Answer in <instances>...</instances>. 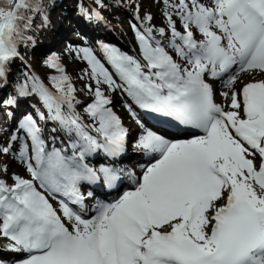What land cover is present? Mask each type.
<instances>
[{"label": "snow or ice", "instance_id": "snow-or-ice-1", "mask_svg": "<svg viewBox=\"0 0 264 264\" xmlns=\"http://www.w3.org/2000/svg\"><path fill=\"white\" fill-rule=\"evenodd\" d=\"M161 2L162 27L136 5L138 55L110 45H102L103 58L66 48L87 64L79 78L90 100L78 99L56 53L45 61L56 73L47 77L51 87L26 66L15 94L0 98L4 109L28 95L41 105L0 144V155L24 171L0 163V251L17 254L11 264H264V79H256L264 74V0ZM36 15L38 27L49 25L41 0H0V88L22 59L21 44H34L27 32ZM241 73L251 79L238 88ZM225 75L228 110L210 82ZM117 90L203 134L173 140L145 129L132 147L149 162L139 176L128 171L131 189L88 206L94 194L82 184L102 179L112 189L126 171L87 162L101 152L112 161L127 154L128 130L107 94ZM49 123L57 126L45 135Z\"/></svg>", "mask_w": 264, "mask_h": 264}, {"label": "rangeland", "instance_id": "rangeland-1", "mask_svg": "<svg viewBox=\"0 0 264 264\" xmlns=\"http://www.w3.org/2000/svg\"><path fill=\"white\" fill-rule=\"evenodd\" d=\"M126 3H127L128 8H123L124 9L123 10L120 8H115V7L109 6L105 2H104L105 7L97 8L95 0H92V1L91 0H66V5L68 6V8H73V15L78 14L81 19L88 18L91 21V24H92L91 38H93V39H92L91 43H90V41H88L89 43H87V44H85L82 41V38L84 36V34L82 33V30L85 31L86 28H81V24L79 23V20L76 19V17H74L72 19V15L70 17L64 16L62 13L59 12L60 11L59 8L58 9L56 8L55 15H53V14L47 15L49 22H50L49 23L50 28H49V30H45L43 32L40 40L37 39V41L35 42V48H34L35 54L37 56H40L42 54H47L49 52H55L61 56L62 64L66 66V72H67V74H69L72 77V83L77 88L76 95H77L78 99L86 96L82 92V87L87 81L81 80L79 78V76L82 73V71L87 67V64L82 59H79L76 57L74 58V60L71 63L67 60L66 54L64 53L63 50L60 49L61 46H66V43H62V40L57 39L56 31L58 29H56V28L58 26L62 25L63 27L65 26L68 29H72L70 36H72V38H74V40H68V42L67 41L66 42H67V45H68V43L72 44L71 46L73 49L80 48V47H89L92 50H94L97 53V55H99L101 58H103V53H102L101 48L98 46V43H97V42L102 40L99 38L100 36L97 34L98 18L96 17V15H94V12H98L102 16V18H104L108 22H110V24L114 30V33H116L120 37V43L122 42V46H120L118 44L116 45L112 42L111 43L114 44L115 47L120 49L122 52L128 53L130 55H132L131 51L134 48L137 51L136 54H134V55H138L139 50L137 47V41H136L134 32H133V30L129 24L130 18H132L134 20V15L136 13V5L137 4L139 5V12H140L141 17L145 13H151L152 14V17H153L152 23L155 24L157 27H162V26H165V24H166V21L164 19V15H163L164 5L161 2V0H137L136 2H135V0H130V1L126 0ZM79 16H78V18H79ZM128 16L130 17L129 19H128ZM61 18H62V20H61ZM117 18L120 19V21H121V22H119V24H117L115 22V21H117L116 20ZM135 22H137V21H135ZM59 41H60V43H59ZM66 47H68V46H66ZM20 53H22L23 55H27V53H28L27 48L21 45L20 46ZM23 60H25V59H23ZM23 60L22 59L15 60L14 65L18 66V65H21L22 63H25ZM28 67H29V65H28ZM31 67L33 69H35L37 72H39L40 75L43 77L44 81L47 83L48 80H47L46 72L37 63L36 60H32ZM224 79H226V78H224ZM250 79H251V77L245 75V77L241 78V83L238 84L237 87L238 88L242 87V84L247 83ZM256 79H264V76L257 73ZM223 80H217V81H211V82L215 86L216 84H220V83L223 84V82H222ZM4 93H5L4 89L0 90V98L4 97ZM216 93H217V91H216ZM108 95H110L112 100H113V104H112L113 109L116 111L117 114H119V116L123 120H125L126 125L129 126L133 131H135L134 135L136 134V136L139 137L140 133H138V134L136 133V131H138L136 129L139 125H138L137 121L132 118L131 112L128 109V104L130 101L128 96L123 95L121 93V91H119V90H117L115 92H110ZM217 95H218V93H217ZM85 101H88V100H85ZM24 102L29 103L30 110L26 111L25 110L26 107L24 105H23L24 107L20 106L22 109L21 110L22 114L18 115V117H15V119H14L15 123H14L13 131H15L17 129V126L15 124L17 123L18 120L20 121L25 114L32 112L34 107L35 108L41 107V105L39 106V104L37 106V102H39V99L36 95H30L29 97H25ZM228 103H229V101H228ZM11 109H15V107H13ZM11 109H8V110H10V112H11ZM226 109H227V107H226ZM0 110L3 111L4 108H0ZM2 114L3 113L0 112V122L2 121V118H1ZM51 125H52V127L57 126L55 123H52ZM6 135H3L2 133H0V144L4 143L8 139V135L7 136ZM135 139H137V138L135 137ZM135 141L136 140H133V142L130 143V148L132 149V152L134 150L132 145ZM1 159L7 160V162H9V161L13 162L12 163V165H13L12 169L21 170L20 173L24 174L23 168L16 161H14L11 157H6L3 155H0V160ZM131 163H129V160H128V162H126L125 164L132 166V167L137 166L136 165L137 163L135 164V160L132 161ZM6 257H7V255H6Z\"/></svg>", "mask_w": 264, "mask_h": 264}, {"label": "trees", "instance_id": "trees-1", "mask_svg": "<svg viewBox=\"0 0 264 264\" xmlns=\"http://www.w3.org/2000/svg\"><path fill=\"white\" fill-rule=\"evenodd\" d=\"M127 1H130V0H127ZM136 1L137 0H135V2ZM41 2L44 6V10L46 11L47 15L48 14L55 15L56 8L57 9L59 8L60 13H62L66 17H70L72 15V18H74L77 16V14L73 15V8H68V6L66 5V0H41ZM104 2L107 3L109 6H112L115 8H120V9L128 8L126 0H120V1L119 0H104ZM118 5H122V7L118 6ZM32 14H33L32 12L28 13V15H32ZM129 18L130 17L128 16V19ZM116 20L121 22L120 19H118V18ZM41 23H42V21H41L40 16L36 15V19L33 21L32 30L27 32L28 36L33 37L34 44L30 40V41H28L27 46H25L24 44H21V45L27 48V51H28L27 57H29L30 60H36L37 63L44 69V71L46 72V75L48 77L50 74H56V73H55V70L49 69L48 67L45 66V61L47 60V58L49 56H51L55 52H49L47 54H42L40 56H37L35 54V50H34L35 42L37 41V39L40 40L43 32L45 30H49V28H50L48 25L47 27H44L43 29H41L40 27H38ZM132 23H136V22L132 18H130L129 19L130 27H131ZM91 27H92V24H90L88 26V28H91ZM83 34H84V36L82 38V41L85 44L89 43L88 41H90V43H91L92 39H93V38H91V34L87 31L83 32ZM14 62L10 65V71H9L8 80H7V87L0 88V90L4 89V91H5L3 98H7V95L9 93L15 94L14 93V87L16 85L17 80H23L24 79V73L26 71V66L23 64L16 66V65H14ZM27 70L30 71L28 68H27ZM0 83H2V81H0ZM49 83H50V81H49ZM50 85H51V83H50ZM23 98L24 97L20 98L19 101L22 100Z\"/></svg>", "mask_w": 264, "mask_h": 264}, {"label": "bare ground", "instance_id": "bare-ground-1", "mask_svg": "<svg viewBox=\"0 0 264 264\" xmlns=\"http://www.w3.org/2000/svg\"><path fill=\"white\" fill-rule=\"evenodd\" d=\"M84 8V7H83ZM60 12V11H59ZM92 12V11H91ZM57 16V15H56ZM55 16V17H56ZM53 18V17H52ZM61 20H62V18H61ZM67 25V24H66ZM70 28V27H69ZM56 29H58L57 31H56V33H57V39H59V40H62V43H66V46H70V45H72V44H70V43H68V45H67V42H68V40H74V38H72V36H70L71 34V30L72 29H68V28H66L65 26L63 27L62 25L61 26H58ZM97 29H98V31H97V34L100 36L99 38L100 39H102L101 41H99L100 43H103L104 41L105 42H107V43H109V44H112V43H114V44H118V45H120V46H122V42L120 43V37L116 34V33H114V30H113V28H112V26H111V24H110V22H108L106 19H104V18H102V19H98V26H97ZM65 38V39H64ZM64 41V42H63ZM67 41V42H66ZM99 42H97V43H99ZM112 42V43H111ZM59 43H60V41H59ZM107 45V44H106ZM66 46H61V50H63L64 51V53H65V50H66V48H68V47H66ZM132 52V55H134V54H136V49H134L133 48V50L131 51ZM66 57H67V60L71 63L73 60H74V58L76 57L75 55H72V54H66ZM77 58V57H76ZM259 74V73H258ZM262 76H264V74H261ZM240 76H241V78H243V77H245V74L244 73H241L240 74ZM221 80H223V77H222V79ZM81 86V85H80ZM215 89H216V91H217V93H218V101H219V104H224L225 105V109H226V107H227V103H228V101H226L225 99H224V97H222L221 95H220V93L222 92V91H227V89L226 88H224V86H223V84L222 83H220V84H216L215 86ZM82 92L86 95L85 97H83V98H79L81 101H85V100H90V95L88 94V93H86V91H84L83 90V87H82ZM107 94H109V93H107ZM29 97V96H28ZM80 97V96H79ZM26 100V99H25ZM25 103V104H24ZM22 105H21V107H26V111H29L30 110V106H29V103H27V102H24ZM38 104H39V106H40V101L39 102H37V106H38ZM24 105V106H23ZM21 107H20V110L18 111V112H16L15 111V113L16 114H14L13 116H12V118H14L15 119V117H18V115H21L22 114V112H21ZM34 107V106H33ZM32 108V107H31ZM78 110H80V111H82L83 110V106L81 105L80 107H79V109ZM226 110H228V109H226ZM3 115L4 114H2V116H1V118H2V121H6L7 120V117H3ZM20 119V118H19ZM5 124H6V127H5V129H7V127L10 125V123L7 121V122H5ZM52 123H49L48 125H50L51 127H52V125H51ZM141 132V130H138L136 133H140ZM141 134V133H140ZM135 136H136V134H135ZM131 152H132V150H131ZM139 155L138 154H136V152H135V150H133V152H132V155H131V158L129 159V163H131L133 160H131L132 158H134V157H138ZM101 157H103L102 156V154L101 153H98V154H96L95 156H93L92 158H90L91 159V161H95L96 159H98V158H101ZM131 161V162H130ZM127 162V161H126ZM0 163H4V164H8L10 167H9V172L11 173V172H19L20 173V171L21 170H14V169H12V167H13V165H12V163L13 162H7V160H0ZM132 164V163H131ZM135 164H136V162H135ZM137 166H139V164L137 163L136 164ZM136 166V167H137ZM132 167V166H131ZM134 167V166H133ZM96 200H94V198H90L89 200H87L86 202H89V203H91V205H95L96 204V202H95ZM0 243H6V241H0ZM0 254H1V256H3V257H6V255H7V257H16L17 256V254H15V253H11V252H6V251H0Z\"/></svg>", "mask_w": 264, "mask_h": 264}]
</instances>
